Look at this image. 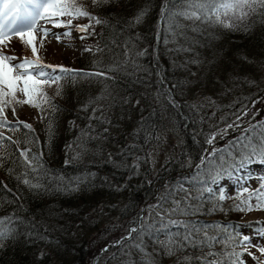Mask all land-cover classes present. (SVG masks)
I'll use <instances>...</instances> for the list:
<instances>
[{"label":"trees","instance_id":"obj_1","mask_svg":"<svg viewBox=\"0 0 264 264\" xmlns=\"http://www.w3.org/2000/svg\"><path fill=\"white\" fill-rule=\"evenodd\" d=\"M75 2L105 22L60 18L71 19L76 30L91 26L77 30L89 52L53 64L73 70L64 74L57 68L56 75L64 77L60 95L55 84L45 89L59 110L33 107L40 114L33 125L12 105L8 126L0 128V220L6 233L0 264H201L209 249L188 246L169 255L161 226H232L228 232L209 229L210 236L261 228L240 222L255 210H233L241 191L218 201L213 193L221 190L211 182L217 173L242 167V152L251 155L242 143L259 144L264 137L263 114L231 137L219 134L235 124L237 110L264 102V9L233 19L236 27L226 29L173 15L187 8L178 0ZM141 11L146 15L135 23ZM24 54L21 60L29 58ZM173 132L180 135L178 144ZM158 144L171 151L154 174L150 152ZM260 181L264 176L249 192ZM204 187L213 193L190 198L201 196ZM248 203L254 206L255 198ZM216 204L224 210L212 211ZM167 231L184 229L169 225ZM211 251L223 257L233 248L217 244ZM240 259L256 264L245 252Z\"/></svg>","mask_w":264,"mask_h":264},{"label":"snow or ice","instance_id":"obj_2","mask_svg":"<svg viewBox=\"0 0 264 264\" xmlns=\"http://www.w3.org/2000/svg\"><path fill=\"white\" fill-rule=\"evenodd\" d=\"M168 0H165L167 5ZM182 4H186L187 8L179 12L174 13L175 16H182L187 20H200L203 23H210L212 25H219L223 28L230 29L235 28L236 25L231 21L244 20L250 12H256L257 9H264V0H178ZM109 3V0H93V4L97 6H103ZM164 9H162L163 13ZM146 15L145 11H141L135 18V23H139ZM70 17L71 19L87 18L94 20L95 24L99 25L105 21L90 15V13L79 6L75 0H0V46L5 45L11 41L13 37L18 38L25 47L31 49L34 59L24 58L19 63H12L17 60L15 56H9L3 54L0 51V128H6L8 126V120L6 116V110L12 106L27 104L30 107L43 110L45 106L57 111L58 106L55 105L51 98L47 95L46 87L56 85V94H61L59 81L64 77L54 75L57 68L64 74H71L73 70L66 69L61 66L45 65L38 57V49L36 47L37 37H40V45L43 46V38L49 35V30L41 24H51L53 27H71V19L65 23L62 17ZM163 18V15H162ZM231 18V19H229ZM89 26H78V31H87ZM195 31V29H193ZM63 35H70V32H65ZM84 37H81L83 39ZM59 39V36H57ZM182 51H190V49H180ZM51 68V73L47 69ZM92 75V74H86ZM95 75H100L96 73ZM75 79V77H73ZM15 113V108H12ZM25 128L31 130V126L24 125ZM51 127V126H49ZM264 127V126H262ZM15 130V129H13ZM50 135V134H49ZM4 139L0 135V140ZM248 139V138H245ZM242 149H250L251 155L242 152V158L240 161L241 166H245L247 163H254L258 158L259 163H264V137H262L259 144L253 143L250 139L247 143H242ZM26 158L27 152L22 151L20 153ZM231 155V153H230ZM33 161L39 162L40 157L33 156ZM31 165V161H27ZM43 167V164H39ZM33 171H36V167H32ZM219 178V173L213 177L212 183H216ZM25 184L29 181L25 180ZM33 187H39V185H32ZM204 192L213 193L211 187H204L201 190V196L190 197L191 199H201ZM244 192H248L246 199H241ZM218 201H224L226 197L225 193L221 190L219 193H213ZM255 198L256 204L253 206L248 203L249 200ZM236 199L239 201L233 210L249 212V211H264V183H261L260 188L255 192H249L247 188H243ZM179 209V202H177L176 211ZM217 209L223 211L224 209L219 205H214L212 211ZM182 215H190L185 210H181ZM3 220H0V241L6 238V233L3 230ZM169 225L176 228L184 229L183 232H169L167 231ZM164 229V235L167 239L162 242V247L169 255H174L178 249H182L188 246L198 247L201 251L204 248L209 249L202 257H200L201 264H224L225 258L230 259V264H244L240 257L244 252H247L249 248L253 247L251 238L246 235H242L238 230L229 233L227 236L221 235H209V229H219L222 232H228V226L225 228L218 224H201L197 221H169L168 224L161 226ZM251 227V225H249ZM238 229L239 226H236ZM133 231H135L133 229ZM202 234L203 238L198 239ZM257 235H264V227L257 229ZM158 239V238H157ZM222 244L226 248L231 246L233 251L226 253L221 257L220 253L211 251V249L217 245ZM242 248L243 252L235 251V248ZM257 251L264 256V247L256 246ZM249 256L256 261V264H264V260L254 256L251 252H248ZM214 257L209 260L208 257ZM215 257H220L215 259Z\"/></svg>","mask_w":264,"mask_h":264},{"label":"rangeland","instance_id":"obj_3","mask_svg":"<svg viewBox=\"0 0 264 264\" xmlns=\"http://www.w3.org/2000/svg\"><path fill=\"white\" fill-rule=\"evenodd\" d=\"M41 24L49 30V35L46 38H43V46L40 45V37H37L36 40V47L38 49L37 54L43 64L53 66V64L62 62L63 60L65 61L68 58L78 56L81 57L89 52V46L87 45L86 40H84V38L81 39V37H83V34L78 33L75 26H71L70 28L53 27L51 24H44L43 21H41ZM65 32H70V35H63V33ZM57 36H59V39H57ZM0 51H2L5 55L17 57V60H14L12 62L14 64L21 62V59L19 57L20 55H25V51L26 54L28 53V59H34L31 49L25 47L23 43L16 37H13L11 41L7 42L5 45L0 46ZM47 71L51 73L52 69L49 68L47 69ZM53 74L56 75V73ZM53 86L54 85H52L51 87H46V89L52 90ZM263 104L264 102L261 105L257 106L261 107ZM13 105L19 108L20 114L22 115L24 120L31 122L33 125H36L39 122L40 114L37 109H33V107H30L27 104L23 106L15 104ZM257 106L251 105L249 107H244L237 110L235 114L232 115L235 124L233 123L223 127L219 131V134L224 135V137L226 136V133L227 137L235 135L236 132H238L239 130L233 131L231 130V127L236 124H239L241 121H244L249 115L253 114L259 108H257ZM262 114L264 115V108L263 111L255 119V121H257ZM221 117L222 116H220V118ZM213 118L215 117H210L212 121H214ZM173 136L175 141L174 143L178 144V139H180V135H177L176 132H173ZM213 140L214 138L212 139V141ZM163 146L165 145L158 144L157 148L151 149L150 152L152 164L154 166V174L159 169V167L165 165L166 161L170 158V145H166L164 148ZM262 176H264V163H259L257 159V162L248 163L245 166L240 167L234 173H221L216 183L211 182V186L212 188L222 190L225 193L226 197H228L225 200L228 201L234 194L238 193L239 191H242L243 188H247L248 190L255 189V187L259 184V180ZM260 182L264 183V181ZM149 220H153L150 215H148L147 218V221ZM240 222L242 224H251L255 226L259 224L262 228L264 227V213L261 211L251 212L244 216ZM150 223L154 222L151 221ZM244 228V235L249 236L253 244V247L249 248L248 251L245 253L248 255V252H251L254 256L259 257L261 260H264V256H261V253L257 251L256 248L257 245L259 247H264V235H257V229L247 227ZM249 257L253 259L252 256Z\"/></svg>","mask_w":264,"mask_h":264},{"label":"water","instance_id":"obj_4","mask_svg":"<svg viewBox=\"0 0 264 264\" xmlns=\"http://www.w3.org/2000/svg\"><path fill=\"white\" fill-rule=\"evenodd\" d=\"M264 104L259 107L253 114L249 115L244 121H241L239 124L234 125L232 128L233 131L240 130L246 126H248L250 123H253L255 119L258 117V115L263 111Z\"/></svg>","mask_w":264,"mask_h":264},{"label":"bare ground","instance_id":"obj_5","mask_svg":"<svg viewBox=\"0 0 264 264\" xmlns=\"http://www.w3.org/2000/svg\"><path fill=\"white\" fill-rule=\"evenodd\" d=\"M168 54V53H167ZM166 56V55H165Z\"/></svg>","mask_w":264,"mask_h":264}]
</instances>
